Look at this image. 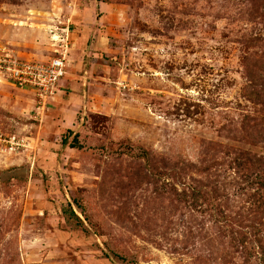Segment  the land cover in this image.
Returning a JSON list of instances; mask_svg holds the SVG:
<instances>
[{"label": "rangeland", "instance_id": "374dc122", "mask_svg": "<svg viewBox=\"0 0 264 264\" xmlns=\"http://www.w3.org/2000/svg\"><path fill=\"white\" fill-rule=\"evenodd\" d=\"M5 53L99 100L0 70V264H264V0H0Z\"/></svg>", "mask_w": 264, "mask_h": 264}, {"label": "built area", "instance_id": "2783aa9c", "mask_svg": "<svg viewBox=\"0 0 264 264\" xmlns=\"http://www.w3.org/2000/svg\"><path fill=\"white\" fill-rule=\"evenodd\" d=\"M4 59H0V70L5 73L4 78L19 88L34 87L38 90V97L43 101L42 105H47L58 91L61 80L66 76V58L62 55L60 59L54 60L51 64H34L26 61L22 63L5 53ZM43 99V100H42ZM0 143L9 152H18L26 147L23 141L17 137H0Z\"/></svg>", "mask_w": 264, "mask_h": 264}, {"label": "crops", "instance_id": "0c3cea01", "mask_svg": "<svg viewBox=\"0 0 264 264\" xmlns=\"http://www.w3.org/2000/svg\"><path fill=\"white\" fill-rule=\"evenodd\" d=\"M83 27L86 28L87 25L81 24V27L79 26V28L71 27L73 30L76 29L74 32H70V30L67 31L66 28H55L64 31V34L69 32V35H72L78 31L83 34L85 32ZM66 75H68V77L63 78L58 88L56 97H54L52 102L49 104L50 107L45 119L50 120L49 123L54 127L57 123H59L58 125L61 126V130H68L73 127L75 120L78 119V114L92 111L93 102L91 100L96 99L93 94L94 92L91 90L92 88L86 89V85L89 84L86 82L81 83V79L79 75H77L76 71L69 72L68 70ZM96 100L99 99L97 98ZM55 120H61V122H55Z\"/></svg>", "mask_w": 264, "mask_h": 264}, {"label": "trees", "instance_id": "16d2710c", "mask_svg": "<svg viewBox=\"0 0 264 264\" xmlns=\"http://www.w3.org/2000/svg\"><path fill=\"white\" fill-rule=\"evenodd\" d=\"M75 140H76V137H75ZM144 153H145V156H147L146 158H150L151 157V155L148 154V152L145 151ZM73 216L76 217V215L74 213H73Z\"/></svg>", "mask_w": 264, "mask_h": 264}]
</instances>
